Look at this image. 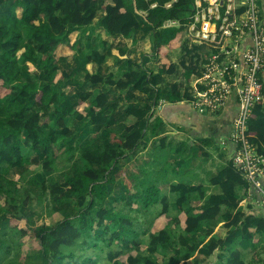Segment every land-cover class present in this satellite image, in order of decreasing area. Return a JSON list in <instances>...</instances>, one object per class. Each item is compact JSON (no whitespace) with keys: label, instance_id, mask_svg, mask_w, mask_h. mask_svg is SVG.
<instances>
[{"label":"trees","instance_id":"1","mask_svg":"<svg viewBox=\"0 0 264 264\" xmlns=\"http://www.w3.org/2000/svg\"><path fill=\"white\" fill-rule=\"evenodd\" d=\"M194 13L195 0H0V180L6 184H0V200L5 201L0 203V264H64L68 255L62 249L82 238L91 248L118 242V249L107 254L110 264H198L190 262V254L211 256L218 248L230 251L226 264H246L240 239L249 240L254 251L259 245L264 251V217L234 212L241 203L238 189H253L234 163L241 144L236 143L234 155L211 175L210 183L219 193L207 195L201 185L175 184L171 187L177 195L175 212L158 187L151 193H134L140 171L151 158H130L146 139L154 109L162 100L173 102L185 96L177 85L169 91L162 88L165 76L177 72L170 53L176 50L178 38L183 40L181 65L188 82L196 71L202 48L194 45L192 50L184 40ZM169 21L176 24L167 26ZM87 32H97L99 43L83 51ZM139 33L145 42L144 57L158 62L157 71L133 60L127 50L115 48L119 38L136 45ZM71 57L75 58L72 73L66 69ZM95 65L105 70L92 71ZM261 81L264 85V75ZM71 83L81 88L75 103L66 91ZM95 85L102 88L91 90ZM106 86L121 93L133 89L146 94L145 109H130L128 114L135 121L110 133L105 146L82 150L73 166V151L67 147L73 137L70 123L90 126L93 141L119 108L108 98ZM156 123L155 128L161 121ZM246 136L257 155L264 156V86L263 100L252 112ZM165 140L160 139L161 144ZM199 152L208 156L202 148ZM125 160L130 161L120 166ZM13 170L16 180L10 176ZM116 183L124 188L122 200L129 209L135 202H141L145 210L161 204L160 212L140 234L128 215L112 212L105 204ZM31 188H38L57 207L73 202L78 211L51 216L42 225L31 219L28 230L21 229L23 220L16 213L30 204ZM195 193L199 196L194 197ZM109 215L114 219L107 222ZM220 223L229 234L239 231L241 235L204 243ZM113 224L119 227L116 231ZM25 244L32 245L26 253ZM185 248L188 254L181 256ZM170 253L176 254L178 263L170 260ZM100 260L97 253L82 264Z\"/></svg>","mask_w":264,"mask_h":264},{"label":"built area","instance_id":"2","mask_svg":"<svg viewBox=\"0 0 264 264\" xmlns=\"http://www.w3.org/2000/svg\"><path fill=\"white\" fill-rule=\"evenodd\" d=\"M192 18L184 40L190 49L196 45L202 50L185 100L200 114H218L232 95L239 98L241 109L233 126L235 143L241 148L234 163L252 188L264 193V156L257 155L246 136L252 112L263 100L264 10L260 0H195Z\"/></svg>","mask_w":264,"mask_h":264},{"label":"crops","instance_id":"3","mask_svg":"<svg viewBox=\"0 0 264 264\" xmlns=\"http://www.w3.org/2000/svg\"><path fill=\"white\" fill-rule=\"evenodd\" d=\"M260 4L264 10V0H260ZM96 34L97 36L95 37ZM96 39L97 42H99L97 32L93 35H90L89 32H87L84 34L83 42L84 44L89 43L92 45L94 44L93 41ZM135 39L138 40V43L132 46L125 39H117L114 42L116 50H127L129 57H131L133 60L141 61L143 62L144 67L152 68L157 71L158 62L151 59L150 57H144L143 48L145 42L143 40V35L139 33ZM175 52L176 51L170 53V57L176 64V56L174 55L179 54V61H182V57L181 52ZM181 61L178 63L179 67H183L181 65ZM74 63L75 58L71 57L69 59V64L66 67L70 73L74 71ZM93 70H99L100 72H103L105 68H97L95 65L92 67V71ZM177 72L174 75L165 76V80L163 82L165 87L162 85V88H166V91H169L171 85H177L181 91V94L185 93V96L181 100L173 102H168L166 100H162L160 102V106L157 109H154L155 115L146 132L145 141L130 158L132 161L142 157L143 155H148L151 158V162L144 165L140 171L141 174L139 175V180L136 183L139 188L141 185L143 187H162L163 185L165 188L167 187L170 190L174 184H172L170 180H165V178L170 177L172 174H182L184 168L185 170H188V167H176V164H179L178 160H184V157L188 151H193L194 149L199 150L200 148L204 150L206 145L215 147L218 146L217 151H221V149L224 151L225 147L227 146L228 150L230 151V155H228L227 160H229L235 153L236 144L234 140L235 134L233 121L241 109L239 98L236 95H232L225 104L224 108L218 114H200L196 112L185 100L189 96L187 92L189 93L190 91V82L186 81L187 79L184 76V72L183 75H181V71L178 74ZM90 87L91 90L98 91L102 88V85ZM80 89L81 88L74 83H71L69 88L66 89L67 94H69V97H71L73 103L77 101V93L80 91ZM107 96L111 101L117 102L119 104V108L110 116L109 126L101 132L98 138H96L102 140L101 144L103 146L107 144L110 133L124 130L130 122L135 121V119L129 116L128 111L133 108L144 110L148 101V96L138 90L131 89L127 92L121 93L115 87L111 86L107 87ZM156 119L161 121V124L157 128H155V124H157ZM70 128L73 131L72 140H75V142H84L89 139L93 133V130L90 126L80 121L71 122ZM180 136L182 138L186 137V142L177 143L179 140L182 141V138L179 139ZM104 138H106L105 141ZM162 138H166L164 144H161L162 141H160V139ZM179 146H181L182 149L179 148ZM86 148H92L93 150H96L98 147L89 146ZM194 153L195 155L197 154L196 152ZM209 158H212L211 153H209ZM130 160L121 162L120 166H126ZM188 165L189 163L187 166ZM158 177L164 179L162 184L160 178ZM242 190H244V188L238 189L241 203L240 207L234 210V212L242 211L247 213H255L260 217H264V195L255 191L254 189H250L249 192Z\"/></svg>","mask_w":264,"mask_h":264},{"label":"rangeland","instance_id":"4","mask_svg":"<svg viewBox=\"0 0 264 264\" xmlns=\"http://www.w3.org/2000/svg\"><path fill=\"white\" fill-rule=\"evenodd\" d=\"M101 15V14H100ZM97 34L95 35V37ZM87 39V38H86ZM94 44H89L85 43L82 50H87L90 48V46H97L99 42H97V39L93 41ZM183 40L182 38H178L176 46V52L179 53L181 52V44ZM90 45V46H89ZM178 72L177 74L181 71V75H183V68L179 64L180 61L178 55H174ZM182 68V69H181ZM179 76V75H178ZM179 80V77H178ZM165 87V84L163 85ZM170 86V85H169ZM107 87L106 86V93H107ZM166 90V88H164ZM182 138L181 136L179 139ZM177 139V138H176ZM186 137L182 138V141H177V143L181 142H186ZM106 138H104V141ZM169 140V139H168ZM102 140L101 139H95L93 141L87 139L84 142H75V140L70 141V144H67V147H69L72 151L73 154L71 155L70 158V163L73 166H76L78 164V157L80 152L86 148V147H101L99 145H102ZM236 144V143H235ZM103 146V145H102ZM184 146V145H183ZM218 147V146H217ZM215 146H207L204 150L208 153V156H203L204 154L202 152H199V150L194 149L193 151H188L187 154L184 157V160L179 159L178 160V165L176 164V167L181 166V167H188V170L184 168L182 171V174H172L170 177L165 178V180H170L172 184H187V185H196V186H202L203 190L206 192L207 195L218 193L220 190L218 187L212 186L210 183L211 175L215 174L222 165H224L228 160V155H230V151L228 150V147L226 146L224 151L221 149V151H217L218 148ZM181 148V146H179ZM182 149V148H181ZM209 152H208V151ZM228 150V151H227ZM196 152L197 154L195 155ZM209 153L212 154V158H209ZM189 165L187 166V164ZM72 166V168H73ZM71 168V169H72ZM189 171V172H188ZM11 179L16 180L17 179V174L16 170H13L10 174ZM160 178V177H158ZM161 184L164 181L163 178H160ZM3 180H0V184L6 185L2 182ZM2 182V183H1ZM165 183V182H164ZM19 185L23 186V184L20 182ZM137 184L135 185V190L134 193L141 192V193H151V190L154 186L146 187L144 188L142 185L139 188ZM112 189V192L110 193V196H108L105 200V204L109 207V209L112 212L115 213H120L123 212L125 215H128L133 223H134V229L140 234L145 228H147L150 224V222L157 216V214L161 210V204H157L155 206H152L150 209L145 210L144 208L142 209V203L141 202H135L131 208L127 206L126 202L122 199H124L125 196V190L124 188L119 184L116 183L110 187ZM144 188V190H143ZM160 189V193L162 195H166L170 199V206L171 210L173 212L176 211L177 206H176V198L177 195L173 194L171 192V189L169 190L167 187L165 188L163 185L162 187H158ZM31 202L28 206L21 208L16 214L18 215L19 218H21L23 221H20L19 227L21 229H26L28 230L29 224L28 222L32 219L35 223L38 225H42L43 223H49L51 216H56V215H73L75 214L78 209L76 205H74L73 202H69L64 206L57 207L51 203H49V198L48 197H43L41 194V191L38 188H31ZM148 190V191H147ZM244 191V190H242ZM257 191V189H255ZM243 193V192H242ZM244 194V193H243ZM194 197H198L199 195L197 193L193 194ZM41 197V198H40ZM0 200V203L4 204L5 201ZM100 209L97 208V210ZM147 211V212H146ZM54 214V215H53ZM113 217L112 215L107 216V222L111 220ZM114 219V218H113ZM106 222V223H107ZM119 227L115 224H113V231H116ZM214 236L207 237L205 239L204 243H209L211 240H218V239H224L228 235H236L240 236L241 232L236 231V233L229 234L227 228L223 226V223L218 224L217 226H214ZM180 231H177V234H179ZM112 233L107 235L105 239H109L111 237ZM144 235H142V238ZM141 238V239H142ZM147 239L149 240V235H147ZM240 248L242 249L243 255L242 259L245 261L246 264H264V251L263 246L259 245L254 251L253 245L249 240L246 239H240ZM118 242L114 243L112 246H107L105 243L99 244L101 246L100 248H91L87 247L85 244L84 239H80L76 242L71 247H64L62 250L68 255V258L63 260L64 264H82L83 260L87 258V256H90L91 259H95L97 253L101 255V260L99 261L98 264H110L108 259L107 254L111 250H116ZM32 247V245H26L25 244V253L26 251H29V247ZM181 256H185L188 254L187 249H181ZM230 251L229 250H223V249H217L213 255L211 256H203L198 253L190 254V262L194 263L197 262L198 264H226L228 260ZM169 258L171 261H177L178 263V258L176 254L170 253ZM171 256V257H170ZM10 257H13V254L10 255ZM160 258L162 256H159ZM107 259V260H106Z\"/></svg>","mask_w":264,"mask_h":264},{"label":"clouds","instance_id":"5","mask_svg":"<svg viewBox=\"0 0 264 264\" xmlns=\"http://www.w3.org/2000/svg\"><path fill=\"white\" fill-rule=\"evenodd\" d=\"M185 70V69H184ZM185 72H186V70H185ZM185 74V73H184Z\"/></svg>","mask_w":264,"mask_h":264}]
</instances>
